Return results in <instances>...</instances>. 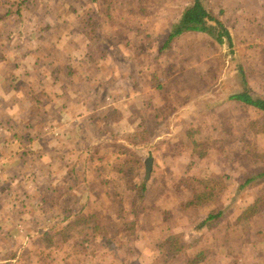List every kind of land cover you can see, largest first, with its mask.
Returning <instances> with one entry per match:
<instances>
[{
  "label": "rangeland",
  "instance_id": "1",
  "mask_svg": "<svg viewBox=\"0 0 264 264\" xmlns=\"http://www.w3.org/2000/svg\"><path fill=\"white\" fill-rule=\"evenodd\" d=\"M191 1L0 0V264H264V180L247 182L264 113L229 99L242 72L264 96V0H206L235 54L203 32L166 50ZM85 104L105 113L85 116L69 182L35 194L44 126Z\"/></svg>",
  "mask_w": 264,
  "mask_h": 264
},
{
  "label": "trees",
  "instance_id": "2",
  "mask_svg": "<svg viewBox=\"0 0 264 264\" xmlns=\"http://www.w3.org/2000/svg\"><path fill=\"white\" fill-rule=\"evenodd\" d=\"M190 32L206 33L219 44H227L230 48V53L235 54V39L231 28L225 24V22L214 12L213 9L207 6L206 0H192L191 3L184 8L181 18L170 29L163 43V47L166 50H171L175 41L179 37ZM241 75L243 76V88L242 90L231 94L229 96V99L253 107L261 113H264V96L254 94L250 88L247 77L243 72L241 73ZM112 113L114 114L113 119L118 120L119 111L117 109H114ZM143 124L145 127L144 130H146V122H144ZM260 132H264V129L263 131L261 129ZM256 177L262 178V180H264V172L259 173L255 177H250L249 179H247V182L252 181ZM146 189L147 177H144L141 185V191L143 194L146 192ZM58 202L59 201H55L53 206H59ZM190 203L194 204L195 201L192 200L190 201ZM252 208H254V205L250 206L246 211H251ZM80 215V213L75 214L76 217H79ZM212 216L213 215H209L205 219V222L212 218ZM71 222L72 221H70L69 224ZM44 233L45 235H49L48 231H44Z\"/></svg>",
  "mask_w": 264,
  "mask_h": 264
},
{
  "label": "crops",
  "instance_id": "3",
  "mask_svg": "<svg viewBox=\"0 0 264 264\" xmlns=\"http://www.w3.org/2000/svg\"><path fill=\"white\" fill-rule=\"evenodd\" d=\"M67 96L68 97H66V98L69 99V97L71 96V93L68 92ZM85 105H87V107H85L81 112H74L71 110V107L65 108L63 110V114H65V116H67V117H69V116H77L78 117L77 122L75 123L76 125L72 122L71 117H70V119L64 120V122L59 124V125L51 124V125L44 126L45 129H48V128H50V126H53L51 134H49L50 138L48 140V143H45L44 141L39 140L42 144H44V147L48 146V151H46L42 157L43 166L48 167V169H45L44 167H40L38 169V172L36 173L37 176H32V179L34 180L35 187H36L34 189V190H36L35 194L38 193V185H39V187L40 186L43 187V183L46 179H52L51 183L54 184L51 186L49 185L50 188H48V191H47V192L51 191V195L55 194V193L60 194L58 191L60 186L55 185V181L58 182V180H63L64 184H67L69 182L68 181L70 179L69 174L73 173V165L69 166V164H71V162H72V161H70V154H71L70 151L72 152V150H70V149H73L70 147L73 145L72 141H74L76 144L77 143L76 141L79 140L80 145H78V146L82 145L83 149H85L84 147H85L86 140H89L90 133L92 131V129H90L86 125V123H88V121H90L91 119L90 120L84 119L85 116H89L91 114L100 115L101 113H105V107L106 106L105 107H97L96 109L90 110L89 109L90 105L89 104H85ZM115 109H117L119 111V114L121 113V111L117 107H115ZM122 114L119 116L118 120L113 119V116H112V115H114L113 113H111L110 117L112 118V120L114 122L120 123L124 119L122 117ZM72 128H75L76 133H77L76 135H72L73 132L75 131ZM65 137H66V139L68 138L67 142H71V144L69 146H67V143L63 144V138H65ZM57 171H59V172H57ZM50 189H52L53 192ZM69 189L73 190V185L71 187H69ZM71 190H70V193H71ZM26 193L29 194V191L27 190ZM39 193L42 195L43 191H41ZM67 194H68V192H67ZM60 196H61V194L59 195V197ZM59 197H58V200H59ZM58 204H59V206L51 205V207H53L52 211L57 210L58 208L61 209V205L59 202H58ZM69 210H71V212L74 213V216H75V214H79V212H80V211L75 212L73 209H69Z\"/></svg>",
  "mask_w": 264,
  "mask_h": 264
}]
</instances>
